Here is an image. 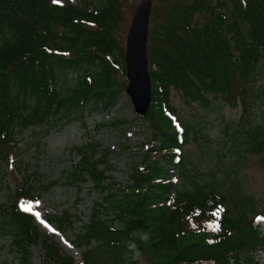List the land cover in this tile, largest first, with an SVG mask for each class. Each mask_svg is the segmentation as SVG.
I'll return each instance as SVG.
<instances>
[{"label": "trees", "instance_id": "trees-1", "mask_svg": "<svg viewBox=\"0 0 264 264\" xmlns=\"http://www.w3.org/2000/svg\"><path fill=\"white\" fill-rule=\"evenodd\" d=\"M121 1L84 0L86 5L94 4L88 10L53 0H0V159L13 175L21 169L17 134L23 129L58 114L68 118L85 106L107 112L116 105L127 82L120 36L127 15ZM222 7L211 0H175L171 8L154 11L149 19L152 99L142 118L159 145L145 149L140 169L132 171V181L125 188L106 184L109 152H103L97 142L89 141L85 150H79L81 162L67 179L79 184L90 180L99 188L101 201L74 234L77 247L86 246L77 264H98L101 254H108L103 264H125V244L134 229L151 236L146 244H139L143 264H192L201 259L229 264L228 251L264 247V237L246 220L245 212L233 218L225 195L181 186L176 196L169 195L174 186L170 166H179L186 177L182 147L191 129V124L177 119L182 125L178 130L168 115L175 113L169 103L171 88L208 105L206 94H218L230 104L239 102L246 113L254 73L264 58V0H232L229 13ZM197 12L203 21L193 24ZM241 23L248 25L246 31ZM68 70L75 71L77 79L65 93L59 73ZM251 144L260 150L264 140ZM261 162L264 166V158ZM54 183H46L42 193ZM16 190V197L1 205L0 232H8L19 264H33L28 247L39 240L40 231L21 207L39 197L27 183ZM49 219L59 229L73 223L69 215L53 214ZM240 225L248 234L236 246H227ZM42 243L43 264H76L71 256H62L48 237Z\"/></svg>", "mask_w": 264, "mask_h": 264}, {"label": "rangeland", "instance_id": "rangeland-1", "mask_svg": "<svg viewBox=\"0 0 264 264\" xmlns=\"http://www.w3.org/2000/svg\"><path fill=\"white\" fill-rule=\"evenodd\" d=\"M57 1L62 3L64 0ZM68 1L87 6L88 10H92L94 6L86 5L84 0ZM140 1L142 0L120 2V8L127 15L120 24L123 49L130 19ZM173 1L175 0H152L150 21L154 11L163 13V10L171 8ZM211 1L216 6L223 5L222 10L227 13L232 8V0ZM202 21V13H195L192 23ZM149 28L150 23L148 32ZM241 28L246 31L248 25L241 23ZM118 77L125 81L121 73ZM76 79L77 75L73 70L59 73V83L65 93L75 84ZM126 83L123 84V92L116 105L107 112L102 109L90 110L85 106L83 109H75L68 118L60 114L54 115L42 124L30 125L19 132L17 139L20 153L17 166H21V169H16L15 175L10 173L6 162L0 159V208L16 197L18 186L27 183V187L39 199L25 202L28 206L23 207L24 210L31 211L32 215L39 213L56 227L55 233L49 226L47 229L43 228L38 223L39 217L33 215L40 231L39 240L28 247L33 264H43L45 250L42 241L45 237L59 247L62 256H71L76 264L82 260V251L86 246L77 247L74 234L88 221L95 203L101 201L100 191L90 180L82 184L70 183L67 175L74 171L76 163L81 162L79 150H85L86 143L95 141L103 152H109L105 161L108 164L106 174L109 176L106 184L119 188H125L131 183V173L140 168L146 145L158 146V141L153 138L152 128L142 116L134 112L130 98L124 92ZM252 90L249 110L244 113L239 102L230 104L221 95L206 94L210 102L208 105L204 101L190 98L180 89L171 88L169 103L175 109L176 117L191 124V129L188 142L182 147L186 177L183 178L180 167L175 165L170 166V174L177 179L173 182L175 190L180 186L189 190L196 187L225 195L230 200L225 203L231 209L233 218L245 212L246 220H251L252 225L264 237V227L255 221L256 215L264 214V166L261 162L264 147L260 150L251 148L253 141L264 140V58L254 73ZM117 120L123 122H116ZM50 181L55 182L53 187L47 193H42L46 183ZM53 214L69 215L73 223L59 229L56 222L49 219ZM102 214L112 216L110 213ZM243 226L235 229L227 246H236L248 234L249 231ZM7 233L0 232V264H19V256ZM90 243L91 246L95 245L93 240ZM251 255V261L261 263L262 260L255 261V258L257 255L264 256V247H258ZM107 257L108 254L99 255L98 264H103ZM248 258L244 253L234 261L236 264H243Z\"/></svg>", "mask_w": 264, "mask_h": 264}, {"label": "water", "instance_id": "water-1", "mask_svg": "<svg viewBox=\"0 0 264 264\" xmlns=\"http://www.w3.org/2000/svg\"><path fill=\"white\" fill-rule=\"evenodd\" d=\"M152 0L140 1L130 19L124 47L125 93L135 113L145 115L151 103V77L148 70L147 40Z\"/></svg>", "mask_w": 264, "mask_h": 264}, {"label": "clouds", "instance_id": "clouds-1", "mask_svg": "<svg viewBox=\"0 0 264 264\" xmlns=\"http://www.w3.org/2000/svg\"><path fill=\"white\" fill-rule=\"evenodd\" d=\"M150 233L143 229H134L129 233L123 253L125 264H143L140 243H147L150 240Z\"/></svg>", "mask_w": 264, "mask_h": 264}, {"label": "built area", "instance_id": "built-area-1", "mask_svg": "<svg viewBox=\"0 0 264 264\" xmlns=\"http://www.w3.org/2000/svg\"><path fill=\"white\" fill-rule=\"evenodd\" d=\"M252 252H254V250L253 251H249V250H244V251H242V252H240L239 254H238V257L240 258V256H242L244 253H246V255L249 257L248 259H247V262H243V264H255V262L254 261H251V253ZM256 260H258V261H260V260H262V262L261 263H258V264H264V256H262V255H257L256 256V258H255V261ZM236 261H234L232 258L230 259V262H229V264H236L235 263ZM193 264H215V262L213 261V260H211V259H208V260H197V261H195Z\"/></svg>", "mask_w": 264, "mask_h": 264}, {"label": "bare ground", "instance_id": "bare-ground-1", "mask_svg": "<svg viewBox=\"0 0 264 264\" xmlns=\"http://www.w3.org/2000/svg\"><path fill=\"white\" fill-rule=\"evenodd\" d=\"M40 215V214H39ZM40 218H42V217H40ZM261 224H262V226L264 227V221H261Z\"/></svg>", "mask_w": 264, "mask_h": 264}, {"label": "snow or ice", "instance_id": "snow-or-ice-1", "mask_svg": "<svg viewBox=\"0 0 264 264\" xmlns=\"http://www.w3.org/2000/svg\"><path fill=\"white\" fill-rule=\"evenodd\" d=\"M37 215H39V214H37Z\"/></svg>", "mask_w": 264, "mask_h": 264}]
</instances>
